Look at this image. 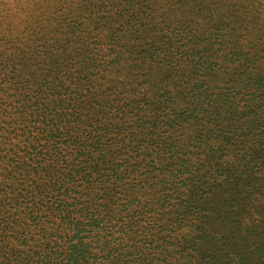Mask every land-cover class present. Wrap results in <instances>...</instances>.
<instances>
[{
  "label": "trees",
  "instance_id": "16d2710c",
  "mask_svg": "<svg viewBox=\"0 0 264 264\" xmlns=\"http://www.w3.org/2000/svg\"><path fill=\"white\" fill-rule=\"evenodd\" d=\"M4 2L0 264H264V0Z\"/></svg>",
  "mask_w": 264,
  "mask_h": 264
},
{
  "label": "clouds",
  "instance_id": "9594fccd",
  "mask_svg": "<svg viewBox=\"0 0 264 264\" xmlns=\"http://www.w3.org/2000/svg\"><path fill=\"white\" fill-rule=\"evenodd\" d=\"M0 5H2L3 9H5V10L11 7V5L6 3V2H4V0H0ZM44 7L51 8L52 5H50V4L49 5H44ZM40 9H41V11L44 10V8L41 7V6H40Z\"/></svg>",
  "mask_w": 264,
  "mask_h": 264
}]
</instances>
